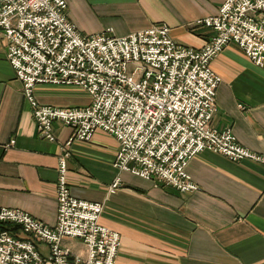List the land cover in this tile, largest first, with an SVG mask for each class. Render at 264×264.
I'll return each instance as SVG.
<instances>
[{
	"label": "crops",
	"instance_id": "1",
	"mask_svg": "<svg viewBox=\"0 0 264 264\" xmlns=\"http://www.w3.org/2000/svg\"><path fill=\"white\" fill-rule=\"evenodd\" d=\"M68 19L82 35L126 36L165 24L178 43L200 49L213 31L196 21L218 13L223 0H66ZM0 33V207L20 210L53 227L57 217L58 156L71 129L53 123L54 141L42 138L23 84L6 57ZM221 81L212 128L231 129L237 142L264 155V67L234 43L210 63ZM39 103L83 107L87 92L76 85L37 84ZM13 141V142H12ZM115 137L96 130L74 141L67 159L72 196L103 204L99 222L119 233L116 264H264V165L231 161L204 150L186 172L198 189L180 192L114 167ZM118 177L114 192L109 186ZM72 253L84 245L64 239ZM46 254V245L36 243Z\"/></svg>",
	"mask_w": 264,
	"mask_h": 264
},
{
	"label": "built area",
	"instance_id": "2",
	"mask_svg": "<svg viewBox=\"0 0 264 264\" xmlns=\"http://www.w3.org/2000/svg\"><path fill=\"white\" fill-rule=\"evenodd\" d=\"M66 10V0H0L6 57L39 135L54 141L55 121L71 129L58 156L55 225L0 207V264H116L120 235L100 224L103 204L72 196L67 182L71 144L89 141L96 130L116 138L115 168L180 192L198 189L186 166L204 150L264 165V155L240 145L231 129L210 125L221 81L211 61L234 43L264 67V0H223L216 15L196 21L214 32L200 49L176 42L165 24L122 37L82 35ZM37 84L79 86L90 102L43 105L34 95ZM119 185L116 177L109 192ZM66 238L80 241L85 253H72Z\"/></svg>",
	"mask_w": 264,
	"mask_h": 264
}]
</instances>
